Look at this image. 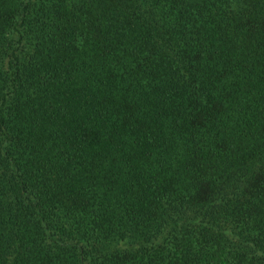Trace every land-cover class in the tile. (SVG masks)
Returning a JSON list of instances; mask_svg holds the SVG:
<instances>
[{"label":"trees","instance_id":"16d2710c","mask_svg":"<svg viewBox=\"0 0 264 264\" xmlns=\"http://www.w3.org/2000/svg\"><path fill=\"white\" fill-rule=\"evenodd\" d=\"M0 264H264V0H0Z\"/></svg>","mask_w":264,"mask_h":264}]
</instances>
